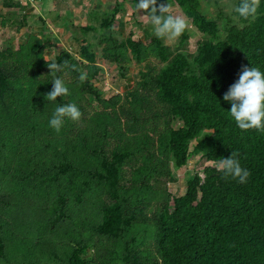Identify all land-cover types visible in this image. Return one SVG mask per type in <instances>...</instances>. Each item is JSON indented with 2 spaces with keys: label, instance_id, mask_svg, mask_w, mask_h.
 Segmentation results:
<instances>
[{
  "label": "rangeland",
  "instance_id": "obj_1",
  "mask_svg": "<svg viewBox=\"0 0 264 264\" xmlns=\"http://www.w3.org/2000/svg\"><path fill=\"white\" fill-rule=\"evenodd\" d=\"M136 2L0 0V70L9 81L0 100V264H68L76 246L85 247L83 264H129L126 256L156 259L155 214L184 194L189 176L217 167L203 152L175 165L167 142L170 130L182 124L156 97L154 79L164 63L151 45L158 39L169 59L183 54L189 73L194 72L198 45L217 41L225 27L237 23L235 2L199 0L202 14L220 30L211 38L168 0L171 14L188 25L187 38L172 41L153 35ZM111 18L112 33L107 34L100 22ZM126 39L144 47L140 60L128 49L115 48V42ZM85 45L93 63L80 58ZM61 55L75 70L60 69L70 95L47 101L55 79L47 63L57 64ZM80 75L91 76L98 97L76 87ZM63 103H75L82 115L78 121L66 119L57 133L48 120ZM114 152L127 156L111 187L86 171H100L101 159L110 160ZM60 162H68L73 171L53 179ZM116 202L124 217L134 213V221L120 238L101 236L96 226L102 207Z\"/></svg>",
  "mask_w": 264,
  "mask_h": 264
},
{
  "label": "trees",
  "instance_id": "obj_2",
  "mask_svg": "<svg viewBox=\"0 0 264 264\" xmlns=\"http://www.w3.org/2000/svg\"><path fill=\"white\" fill-rule=\"evenodd\" d=\"M173 2L200 33L211 38L220 34L216 22L202 14L199 0ZM234 2L236 5L239 0ZM160 3L165 1L157 0V7ZM235 17L237 23L225 27L222 38L198 45L192 73H189L190 63L186 56L176 53L169 59L158 39H152L151 49L164 63L154 79L156 97L169 106L171 116L182 124L170 130L167 142L175 165H185L190 155L199 152L213 163L234 152L241 166L250 173L248 181L240 184L225 178L215 166H206L202 176L199 173L189 176L184 194L173 197L171 203H166L155 214L158 258L146 261L126 256L129 264H264V132L240 130L226 112L231 105L223 100L244 67L254 66L264 71V0H261L255 20ZM112 20L100 22L101 27L108 29L107 34L112 33ZM180 38H187L186 31ZM114 45L119 50L128 49L134 60L141 59L144 47L139 42L126 39ZM80 58L94 62L88 45L80 48ZM65 61L62 55L57 60L62 66L60 69L74 72ZM60 69L52 73L55 78L60 77ZM90 77L80 75L76 87L98 97L91 89ZM8 82L6 74L0 70V100L9 90ZM191 141L195 144L190 150ZM126 156L114 152L110 160L101 159L100 171L86 173L98 181H108L113 187L117 167ZM54 169L53 179L73 171L68 162H60ZM101 215L96 232L114 239L123 235L135 217L134 213L124 217L119 202L103 206ZM84 248L74 247L68 264H83Z\"/></svg>",
  "mask_w": 264,
  "mask_h": 264
},
{
  "label": "clouds",
  "instance_id": "obj_3",
  "mask_svg": "<svg viewBox=\"0 0 264 264\" xmlns=\"http://www.w3.org/2000/svg\"><path fill=\"white\" fill-rule=\"evenodd\" d=\"M261 0H239L234 6V13L239 19L252 21L258 15ZM136 10L143 11L152 26L153 35L160 39L175 40L183 35L188 25L184 18L171 14V5L168 0L160 3L157 0H138ZM68 61H65L67 64ZM51 70H59L61 65L47 63ZM52 90L46 95L47 101L55 102L58 98L70 95L64 81L57 77L52 83ZM223 100L231 105L229 113L240 130H256L264 132V71L258 67H244L239 79L230 86L224 94ZM81 111L75 103L57 104L48 125L55 132L60 133L66 119L78 121ZM236 153L231 152L230 157L221 158L217 168L225 178L236 180L240 184L248 181L249 171L242 167Z\"/></svg>",
  "mask_w": 264,
  "mask_h": 264
},
{
  "label": "built area",
  "instance_id": "obj_4",
  "mask_svg": "<svg viewBox=\"0 0 264 264\" xmlns=\"http://www.w3.org/2000/svg\"><path fill=\"white\" fill-rule=\"evenodd\" d=\"M22 1H29L30 2V1H34V0H22Z\"/></svg>",
  "mask_w": 264,
  "mask_h": 264
}]
</instances>
